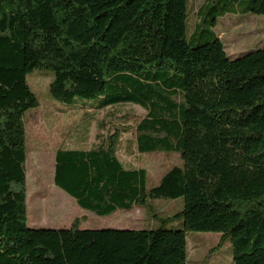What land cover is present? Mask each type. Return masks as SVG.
<instances>
[{
    "label": "trees",
    "instance_id": "trees-1",
    "mask_svg": "<svg viewBox=\"0 0 264 264\" xmlns=\"http://www.w3.org/2000/svg\"><path fill=\"white\" fill-rule=\"evenodd\" d=\"M243 11L264 15V0ZM195 38L186 0H0V264H187L188 231L228 239L233 264H264V48L230 58L210 30ZM34 69L53 73L49 93L64 103L143 107L137 151L183 161L146 189V170L124 168L110 135L89 150L57 148L53 184L99 216L183 197L182 229L27 226Z\"/></svg>",
    "mask_w": 264,
    "mask_h": 264
},
{
    "label": "rangeland",
    "instance_id": "rangeland-1",
    "mask_svg": "<svg viewBox=\"0 0 264 264\" xmlns=\"http://www.w3.org/2000/svg\"><path fill=\"white\" fill-rule=\"evenodd\" d=\"M250 0H186V38L190 41L197 27L220 36L230 58L264 48V15L244 12ZM234 4V10L210 19L221 8ZM204 5V6H203ZM203 6V8H202ZM201 8L200 13H198ZM200 34L195 37L199 38ZM206 34L204 39H209ZM53 73L48 69H34L26 81L38 99V106L28 109L23 116L26 149V207L27 226L62 228L72 224L79 228H110V224L129 222L134 228L179 230L181 217L175 216L183 208V197L149 199L143 206H135L127 214L98 216L81 209L64 191L53 184L54 154L57 148L89 149L107 143L108 136L116 135L118 155L122 161L146 169L145 188L156 186L172 167L183 166L177 152H146L127 156L124 149H133L135 126L146 110L133 103H120L98 108L93 100L79 99L67 104L51 97L49 85ZM124 213V212H122ZM121 228V227H118ZM187 264H233L232 248L228 239L220 242L215 232L188 231Z\"/></svg>",
    "mask_w": 264,
    "mask_h": 264
},
{
    "label": "crops",
    "instance_id": "crops-1",
    "mask_svg": "<svg viewBox=\"0 0 264 264\" xmlns=\"http://www.w3.org/2000/svg\"><path fill=\"white\" fill-rule=\"evenodd\" d=\"M220 38V36H218ZM118 147V144L115 145V155L117 157V159L119 160V162L122 164V166L126 169H130V168H143L145 169L143 166H133L132 164H127L126 162L122 161V159L119 158V155H118V152L119 150L117 149ZM78 149H81V148H78ZM90 149V148H89ZM89 149H82V150H89ZM135 150V153L136 154H139V155H142L143 153H140L137 151L136 149V144H135V141H133V149H129L127 150L126 148L124 149V153L125 155L127 156H132V154L134 153L133 151ZM146 170V169H145ZM69 196V195H68ZM73 199V198H72ZM135 206H132L130 209H117L115 212L109 214V215H106V216H114L115 214H127V212H131V210L134 208ZM82 209V208H81ZM84 210V209H83ZM88 211V210H87ZM124 212V213H122ZM94 214V213H93ZM99 216V215H98ZM112 226H115L114 228L115 229H122V228H134L132 226L131 223L129 222H121V223H118V224H110ZM118 227H121V228H118ZM110 228H113V227H110Z\"/></svg>",
    "mask_w": 264,
    "mask_h": 264
}]
</instances>
